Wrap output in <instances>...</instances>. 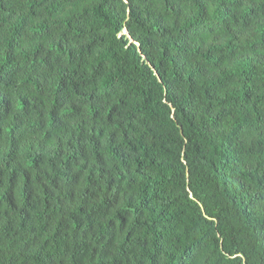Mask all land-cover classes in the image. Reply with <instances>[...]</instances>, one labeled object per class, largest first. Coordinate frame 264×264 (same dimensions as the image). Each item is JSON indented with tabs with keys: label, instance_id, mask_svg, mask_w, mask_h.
I'll list each match as a JSON object with an SVG mask.
<instances>
[{
	"label": "trees",
	"instance_id": "trees-1",
	"mask_svg": "<svg viewBox=\"0 0 264 264\" xmlns=\"http://www.w3.org/2000/svg\"><path fill=\"white\" fill-rule=\"evenodd\" d=\"M0 264H264V0H0Z\"/></svg>",
	"mask_w": 264,
	"mask_h": 264
}]
</instances>
